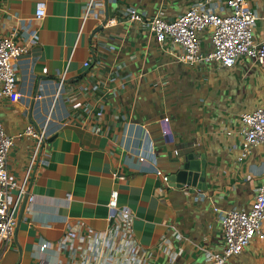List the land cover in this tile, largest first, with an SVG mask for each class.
<instances>
[{
  "label": "crops",
  "instance_id": "crops-1",
  "mask_svg": "<svg viewBox=\"0 0 264 264\" xmlns=\"http://www.w3.org/2000/svg\"><path fill=\"white\" fill-rule=\"evenodd\" d=\"M36 1L0 0V35L12 36L26 48L15 61L19 96L0 98V120L5 132L15 136L7 163L11 178L21 181L29 161L33 140L19 136L25 127L44 128L48 136L46 161L35 165L27 186L33 201L27 194L18 203L14 235L0 264L64 258L58 243L65 220L79 219L81 237L104 229L113 187L119 204L134 213L131 230L144 264H206L204 249L221 251L224 246L214 207L247 209L255 189L264 185V148L253 146L242 156L239 134L240 115L264 105V96L257 99L258 106L244 99L264 84V68L250 57L230 68H212L211 62L181 65L163 53L140 23L120 22L127 7L171 19L203 0H100L102 7L86 17L87 0H45L41 19L34 15ZM246 1L256 15L253 37L264 40L261 0ZM208 5L220 10L225 0H208ZM199 38L209 51L207 31H200ZM247 60L254 73L245 68L238 75V66ZM218 70L234 78L224 79ZM116 72L120 75L114 79L111 73ZM90 83L101 86L85 89ZM77 101L82 107L74 109ZM137 123L145 126L155 163L151 157L140 163L137 155L125 154L121 142L135 147L139 129L128 137L124 132ZM179 134L196 138L207 150L211 180L203 198L169 192L152 169L154 164L168 174ZM116 170L125 178L115 181ZM232 194L233 201L228 199ZM16 196V189L9 190V203ZM248 246L260 250L255 254L245 247L239 254L264 262V243L254 237Z\"/></svg>",
  "mask_w": 264,
  "mask_h": 264
},
{
  "label": "built area",
  "instance_id": "built-area-1",
  "mask_svg": "<svg viewBox=\"0 0 264 264\" xmlns=\"http://www.w3.org/2000/svg\"><path fill=\"white\" fill-rule=\"evenodd\" d=\"M98 7H102L100 0H87L84 17ZM45 13V0H37L35 17L41 19ZM255 20L256 15L246 0H225L224 8L220 10L210 7L208 0H203L171 19H165L160 14L146 16L136 8L127 7L120 22L140 23L155 37L163 53L170 55L181 65L191 67L199 63L215 62L218 66L230 68L243 57H250L259 67L264 68V40L255 41L253 37ZM204 30L209 34V51H204L200 43L199 32ZM31 36L32 34L30 38ZM25 50V45L17 43L12 36L0 35V98L15 99L19 96L15 61ZM42 71L46 73V68ZM119 75L118 72L111 73L114 79ZM61 85L62 81L59 83V86ZM100 86L101 84L90 83L84 88L96 91ZM105 90L109 91L110 88L106 86ZM72 107H82L81 102L73 103ZM88 109L85 108L84 111L88 112ZM239 118L242 123L239 130L242 137L241 155H245L253 146L264 148V105L254 111L242 113ZM134 129H139V133L135 132L137 145L134 147L122 141L125 154L137 155L140 163L151 157L155 163L152 157V143L144 125L137 123L132 130L124 132V136H131ZM19 136L29 137L33 143L24 176L18 182L10 177L7 168L15 136L5 132L0 120V259L12 241L17 220L16 208L28 194L27 186L33 168L36 164L46 161L44 145L48 136L44 128H36L30 123ZM152 169L166 181L167 175L156 165L153 164ZM113 178L119 181L125 176L116 170L113 172ZM11 189L17 191L14 203L8 201V191ZM206 194V191L202 190L197 192L200 198L207 196ZM33 198V194H28L29 201H33ZM214 211L218 212L224 246L221 252L204 249L206 264H228L227 258L243 251L254 237L264 243V185L255 189L249 208L220 211L214 207ZM133 218L131 208L119 204L118 189L113 187L107 202V226L101 230H92L81 237L79 219H66L64 237L58 243L59 249L64 250V258L49 263L42 261L41 264H144L140 243L131 230Z\"/></svg>",
  "mask_w": 264,
  "mask_h": 264
},
{
  "label": "water",
  "instance_id": "water-1",
  "mask_svg": "<svg viewBox=\"0 0 264 264\" xmlns=\"http://www.w3.org/2000/svg\"><path fill=\"white\" fill-rule=\"evenodd\" d=\"M178 136L179 150L169 161L167 179L163 185L174 194L182 192L194 196L199 190H207L211 180V164L202 143L188 135L184 138H181V134Z\"/></svg>",
  "mask_w": 264,
  "mask_h": 264
},
{
  "label": "rangeland",
  "instance_id": "rangeland-1",
  "mask_svg": "<svg viewBox=\"0 0 264 264\" xmlns=\"http://www.w3.org/2000/svg\"><path fill=\"white\" fill-rule=\"evenodd\" d=\"M259 9L261 10V12H263L264 13V2H262V0H261V2H260V5H259ZM146 38V37H145ZM256 41V40H255ZM141 49V47L140 46H135V48H134V50H140ZM141 52H143L142 51V49H141ZM212 64H209V66L210 67H212L213 68V66L214 65H216V63L215 62H211ZM239 67V69H237V74L238 75H240V74H242L243 73V70L245 69V68H248V69H250L249 70V73H254V68L252 67V65H251V61L250 60H247L245 63H243L242 65H239L238 66ZM226 70H218L217 72H216V74L218 73H223V72H225ZM223 74H226V73H223ZM257 74H258V76L260 77V75L262 74L261 72H260V69H258L257 70ZM225 76V77H224ZM221 77V76H220ZM224 79H231V78H234L233 77V75H223L222 76ZM260 82V81H259ZM250 84L251 85H254L255 84V81L254 80H252V78H250ZM261 84H263V82L261 81L260 82V87H259V90H258V93L257 94H255V95H252V96H249V97H247V98H244L245 99V103L247 104V105H252L253 103L256 105V106H258L259 104L257 103V99L258 100H260V99H263V96H264V84L263 85H261ZM250 87H253L254 88V86H249V88ZM243 89V88H242ZM251 91H253L252 89H251ZM157 110L158 111H160L161 112V109H160V107H158L157 108ZM236 111L237 112H240L241 110H240V108H236ZM167 116H169V117H171V115L169 114H167ZM222 117H224V115L222 116ZM225 118V117H224ZM223 118V119H224ZM264 181V180H263ZM235 197V195L234 194H232V195H229L228 196V199H230V200H232L233 201V199H235L234 198ZM249 245V244H248ZM246 246V248L247 249H249L250 251L251 250H253V252L256 254L257 252H258V250H260V249H257L256 247H251V246ZM222 251V250H221ZM221 251H218V252H221ZM254 254V255H255ZM252 259V257L250 256V255H248V254H246V255H244V254H233V255H231V256H229L228 258H227V263H229V264H264V262H262V261H256V260H251ZM179 260H180V257L177 259V261L176 262H179Z\"/></svg>",
  "mask_w": 264,
  "mask_h": 264
}]
</instances>
